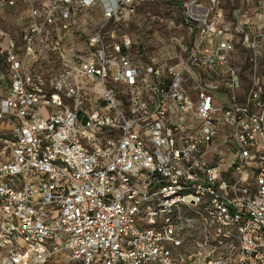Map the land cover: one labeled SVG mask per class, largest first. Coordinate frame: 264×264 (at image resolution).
<instances>
[{"label":"built area","instance_id":"2783aa9c","mask_svg":"<svg viewBox=\"0 0 264 264\" xmlns=\"http://www.w3.org/2000/svg\"><path fill=\"white\" fill-rule=\"evenodd\" d=\"M145 1L0 0V264H264L263 13L182 1L162 66Z\"/></svg>","mask_w":264,"mask_h":264},{"label":"rangeland","instance_id":"374dc122","mask_svg":"<svg viewBox=\"0 0 264 264\" xmlns=\"http://www.w3.org/2000/svg\"><path fill=\"white\" fill-rule=\"evenodd\" d=\"M182 1L184 0H146L137 7L126 28L133 41L130 54L134 59L157 62L162 66L179 60L183 50L189 46L188 31L180 24L179 3ZM246 2L247 0H234L233 14L241 5L244 7ZM15 11H11L7 19H4V9L0 13V31H5L7 35H12L18 29L15 25ZM259 11L263 13L264 7ZM92 28L89 26L87 31ZM188 261L190 260H185V263L197 264L198 259Z\"/></svg>","mask_w":264,"mask_h":264},{"label":"crops","instance_id":"0c3cea01","mask_svg":"<svg viewBox=\"0 0 264 264\" xmlns=\"http://www.w3.org/2000/svg\"><path fill=\"white\" fill-rule=\"evenodd\" d=\"M261 2L264 7V0H261ZM242 6L243 5H241V8L235 11L240 22L250 19L252 23H255L257 18H259L260 14L262 13L259 11L260 8L258 7L257 0H251V1L247 0L245 6L244 7ZM263 17H264V12H263ZM3 44L4 42L1 45Z\"/></svg>","mask_w":264,"mask_h":264}]
</instances>
